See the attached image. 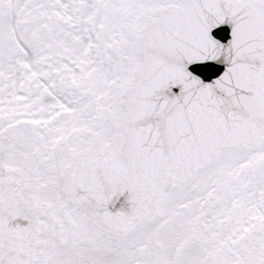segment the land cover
<instances>
[{
	"label": "snow or ice",
	"instance_id": "6c2138e0",
	"mask_svg": "<svg viewBox=\"0 0 264 264\" xmlns=\"http://www.w3.org/2000/svg\"><path fill=\"white\" fill-rule=\"evenodd\" d=\"M0 264H264V0H0Z\"/></svg>",
	"mask_w": 264,
	"mask_h": 264
}]
</instances>
